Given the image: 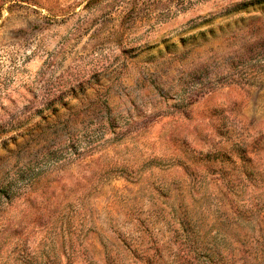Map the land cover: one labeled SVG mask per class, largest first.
Masks as SVG:
<instances>
[{
  "label": "rangeland",
  "instance_id": "rangeland-1",
  "mask_svg": "<svg viewBox=\"0 0 264 264\" xmlns=\"http://www.w3.org/2000/svg\"><path fill=\"white\" fill-rule=\"evenodd\" d=\"M0 264H264V0H0Z\"/></svg>",
  "mask_w": 264,
  "mask_h": 264
}]
</instances>
